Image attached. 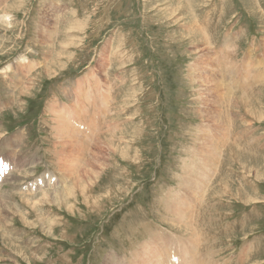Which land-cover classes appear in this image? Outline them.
I'll return each mask as SVG.
<instances>
[{
  "label": "rangeland",
  "instance_id": "1",
  "mask_svg": "<svg viewBox=\"0 0 264 264\" xmlns=\"http://www.w3.org/2000/svg\"><path fill=\"white\" fill-rule=\"evenodd\" d=\"M1 167L0 264H264V0H0Z\"/></svg>",
  "mask_w": 264,
  "mask_h": 264
},
{
  "label": "bare ground",
  "instance_id": "2",
  "mask_svg": "<svg viewBox=\"0 0 264 264\" xmlns=\"http://www.w3.org/2000/svg\"><path fill=\"white\" fill-rule=\"evenodd\" d=\"M95 101V104H97L98 103V101L99 100H94ZM82 108H88V107H82ZM78 115H81V112L80 113H78ZM96 115H99V114H96ZM82 119V118H81ZM97 123H99V122H97ZM95 126V125H94ZM99 126H101L100 124H99ZM97 127V126H96ZM100 129V128H99ZM72 133L74 134V136H75V138H79L80 136L74 131V130H72ZM95 136V135H94ZM94 139V138H93ZM92 140V139H91ZM89 141V140H88ZM87 141V142H88ZM81 142L82 143H78L77 144V142L75 143V148H78L79 146H80V148H86V149H84L83 150V152H85V151H87V147L88 146H86V139H83L82 137H81ZM89 144H91V143H89L88 142V145ZM79 145V146H78ZM90 146V145H89ZM80 148H79V150H80ZM80 152H81V150H80ZM21 168V167H20ZM19 168V169H20ZM5 168L4 167H1L0 168V173H4L5 172ZM16 172H18V171H16ZM16 172L15 173H13V174H11V175H6V179L4 180V182H3V184H5V183H10V181H11V179L14 177V175L16 174ZM0 176H2V174H0ZM2 179V178H1ZM46 180H52L53 181V179L51 178V177H49L48 175L46 176ZM40 181V180H39ZM15 182V181H14ZM41 182L42 183H44L43 182V180H41ZM48 183V182H47ZM2 184V185H3ZM24 184V183H23ZM1 185V186H2ZM41 185V184H40ZM48 185H49V183H48ZM1 186H0V204H3V202H4V195L2 194V190H1ZM50 187V186H49ZM66 187H68V185H66L64 182H63V184L61 185V188L58 190H55V191H53V190H45V191H42L41 193H37V195H31V194H29V195H25V196H21V195H18L20 198H23V199H27V200H33V199H37V198H47L50 194H53V193H57L58 191H60V190H62V189H64V188H66ZM27 188H29V190H30V187H27ZM36 189H39V188H37V187H35ZM34 189V188H33ZM32 189V190H33ZM41 189V188H40ZM39 189V190H40ZM31 191V190H30ZM44 202L46 201L47 202V200H43ZM51 201V200H50ZM172 213H173V215L175 216L176 214H177V210L176 209H173V211H172ZM201 217V216H200ZM201 220V219H200ZM199 223V222H198ZM200 224V223H199ZM198 226V225H197ZM192 229V228H191ZM196 229H198V228H196ZM202 229V228H201ZM199 230H192V237L191 238H189V239H194V242L195 243H197V242H199V241H201V240H204L205 241V245H204V247L202 248V250H201V252H200V256H199V258L196 260V261H194V260H191V261H186L185 260V258L183 257V255H185L184 253H183V249L181 248V249H179V250H176L177 249V247H175L176 249V251H171L170 253H172V256H171V259H172V261H174V262H176L177 264H220V262L222 261L220 258H219V253L220 252H218V253H214V254H210V253H208V251H209V249H211L210 248V244L207 242V240H206V238H205V236L203 235V233H201V232H203V229H202V231L199 233L198 232ZM205 231V230H204ZM207 232V231H206ZM5 234V233H4ZM200 234H202V236L200 235ZM194 235H196L197 236V239H195L194 238ZM206 235V234H205ZM209 235V234H208ZM6 237V239L7 240H9V241H11V242H13L12 240H10L9 239V237L7 238V235H5ZM207 237V236H206ZM13 239V238H12ZM196 240V241H195ZM213 240V239H212ZM190 243H193V241H189ZM215 243V242H214ZM144 245V247H146V248H148L149 247V244L148 243H144L143 244ZM197 246V245H196ZM212 246V245H211ZM217 252V251H216ZM173 256H175V257H178V258H173ZM186 256V255H185ZM196 256V255H195ZM153 256H151V258H152ZM150 260H148L147 262H142V260L138 257V256H136V258H135V262L136 263H138V264H151V262H149ZM171 261V260H170ZM170 261L168 262V264L170 263ZM199 261H200V263H199ZM225 261V260H224ZM251 262V261H250ZM242 263H243V261H242ZM241 263V264H242ZM245 263V262H244ZM131 264H133V263H131ZM222 264H225V263H222Z\"/></svg>",
  "mask_w": 264,
  "mask_h": 264
}]
</instances>
